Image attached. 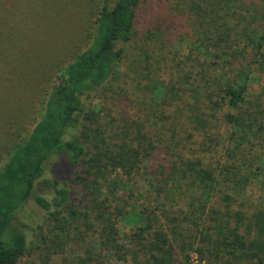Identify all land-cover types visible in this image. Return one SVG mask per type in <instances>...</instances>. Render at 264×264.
<instances>
[{"label":"trees","instance_id":"obj_1","mask_svg":"<svg viewBox=\"0 0 264 264\" xmlns=\"http://www.w3.org/2000/svg\"><path fill=\"white\" fill-rule=\"evenodd\" d=\"M142 3L102 0L89 44L57 71L39 119L0 166V264L27 254L17 214L52 158V196H34L44 220L62 230L65 217H77L70 203L81 180L109 260L189 264L194 253L208 264H264V205L250 215L229 209L264 163V81L254 95L248 86L264 77V0H175L173 12L192 27L176 39L185 52L179 57L161 28L148 33L164 55L146 63L154 120L114 141L94 101L135 38ZM190 80L195 97L182 86ZM123 219L134 224L124 234L130 248L112 233Z\"/></svg>","mask_w":264,"mask_h":264},{"label":"rangeland","instance_id":"obj_2","mask_svg":"<svg viewBox=\"0 0 264 264\" xmlns=\"http://www.w3.org/2000/svg\"><path fill=\"white\" fill-rule=\"evenodd\" d=\"M174 3L175 0H143L136 19L135 38L127 44L125 55L111 78L98 91L94 102L100 107L99 124L113 134L114 141H117L116 132H124L121 129L134 128L140 123L147 126L154 120L150 95L143 89L147 79L146 63L147 58L156 53L159 57L164 55L160 54L162 46L154 41L155 38L148 39V33L161 28L179 51L177 55L181 57L185 52L176 39L191 33L190 18L173 12ZM101 4L102 0H0V166L13 146L27 136L39 119L57 71L89 44L93 21ZM183 73L185 71L179 72ZM263 81L264 77L254 76L248 83L249 92L252 95L260 92ZM182 86L187 91L186 96H196L191 89L195 88L194 81ZM166 111L168 113V107ZM219 115L220 112L214 118ZM183 118L181 124L186 126ZM217 130L224 133L223 127ZM261 157L264 160V154ZM56 161L57 158H52L48 162L28 201L17 214L28 242L27 254L18 264H133L128 256H122L116 262L106 257L109 245L97 222L93 223L81 180L77 179L73 185L75 199L70 203L77 211V217L73 220L65 217L60 223L62 230L56 228L54 222L44 220L45 211L35 203L34 196L51 198L47 182L51 180V166ZM141 190V187L137 188L134 196L138 197ZM140 200L144 201L141 197ZM262 205L264 163L256 179L243 193L235 195L229 209L250 215ZM133 225L130 220L123 219L113 227L112 233L120 247L130 248L124 234L129 233ZM194 255L190 254L189 264ZM198 258L208 264L206 258Z\"/></svg>","mask_w":264,"mask_h":264},{"label":"built area","instance_id":"obj_3","mask_svg":"<svg viewBox=\"0 0 264 264\" xmlns=\"http://www.w3.org/2000/svg\"><path fill=\"white\" fill-rule=\"evenodd\" d=\"M191 263L190 264H203L200 260H199V258H198V256L195 254L191 259Z\"/></svg>","mask_w":264,"mask_h":264}]
</instances>
